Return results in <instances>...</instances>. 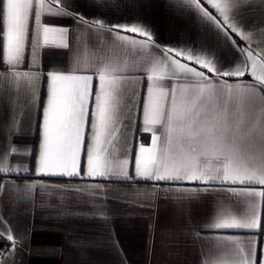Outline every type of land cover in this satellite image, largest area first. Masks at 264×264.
<instances>
[{
    "label": "crops",
    "instance_id": "1",
    "mask_svg": "<svg viewBox=\"0 0 264 264\" xmlns=\"http://www.w3.org/2000/svg\"><path fill=\"white\" fill-rule=\"evenodd\" d=\"M65 3L72 12L88 21L100 20L104 27L97 25L91 32L87 26L76 28L80 39L72 52L57 45L36 48L37 62L41 65L71 64L82 70L107 68L109 75L120 71L135 77L116 85L122 93L118 131L109 137L111 143L105 145L107 153H102L107 155L117 172L120 161L125 158L124 152L132 146L134 135L137 153L141 143L146 148L152 145L151 133L142 130V112L140 130H129L128 109L124 107L133 89L137 92L143 89L147 99V87L140 78L141 70L150 72L155 67V74L161 78L168 77L170 72L163 63L144 64L146 53L151 49L124 41L112 42L117 31L138 42L145 39L139 33L129 34L115 29V25L143 28L153 34L155 43L161 48L174 47L193 52L202 59L217 62L224 69H234L242 59L234 42L202 17L189 0H44L42 21L49 19L74 24L72 17H50L49 10L51 13L64 11ZM233 12L236 13L234 22L250 33V40L244 45L256 53L264 50V0H243ZM110 29H113L111 37L108 35ZM154 50L160 51L159 48ZM73 59L75 63H72ZM141 65H144L143 69ZM197 68L199 70V66ZM246 82L237 78L229 80L234 89ZM98 84L96 80V87ZM38 89L46 100V81L33 87L29 80L17 79L0 71V149L17 148L16 153L10 152L0 160V168L11 167L22 174L20 178L0 175V183L11 182L14 186L0 189V221L4 222L0 232L5 240L0 243V264H237V250L246 247V240L250 238L248 230L208 231L209 225L220 219L221 214L212 213V198L207 194L201 193L195 198L194 189L203 187L202 184L137 182L123 180L118 175L111 179L85 178L83 175L80 178L45 176L37 179L36 161H31L29 175L30 148L36 147L38 157L40 144L35 130L38 111L34 104ZM191 92L195 94L197 89L193 87ZM120 112L123 115H119ZM172 155L179 163L181 158L176 150ZM81 159L86 167V158L82 155ZM162 159L171 165L168 156ZM222 159L210 152L198 161L199 170L215 173L222 169ZM126 167L131 168V165ZM262 167L264 161L258 157L254 170ZM33 184L39 187L24 191L15 187ZM77 188L79 192L75 191ZM26 193L32 194L34 203L31 206L24 201ZM255 199L260 201L259 197ZM251 200L250 197H239L243 206L250 207ZM41 202L49 207H41ZM225 207L224 216L236 215L231 205ZM258 211L264 215V204L258 207ZM17 233L22 234V246ZM194 233L202 239L194 242ZM8 234L14 236V241L7 242ZM226 235L237 237L240 243L225 242L221 237ZM258 252L264 260V244L259 246Z\"/></svg>",
    "mask_w": 264,
    "mask_h": 264
},
{
    "label": "snow or ice",
    "instance_id": "2",
    "mask_svg": "<svg viewBox=\"0 0 264 264\" xmlns=\"http://www.w3.org/2000/svg\"><path fill=\"white\" fill-rule=\"evenodd\" d=\"M189 3L234 42L242 59L234 69H224L217 62L202 59L193 52L174 47L161 48L155 43L153 34L143 28L115 25V29L129 34L139 33L145 39L138 42L117 31L112 42L124 41L151 49L146 53L144 64L163 63L170 72L168 77L161 78L155 74V67L150 72L141 70L140 78L147 87V99L143 89L140 92L133 89L124 107L128 109L129 130H140L142 112V130L151 133L152 145L146 148L141 143L137 153L134 135L132 146L124 152L125 158L120 161L117 172L107 155L102 153H107L105 145L111 143L109 137L118 131L122 93L116 85L135 77L120 71L109 75L107 68L82 70L71 64L41 65L35 56L36 48L48 45L72 52L80 39L76 28L87 26L91 32L93 27L99 25L103 28L104 25L100 20L88 21L77 15L66 3L64 11L51 13L49 10L50 17H72L75 21L72 25L49 19L42 21L44 0H0V71L17 79L29 80L33 87L47 82V99L38 89L34 102L38 111L35 130L40 144L38 157L36 147L30 148L29 175L31 161H36L37 179L45 176L80 178L82 175L111 179L118 175L123 180L137 182L202 184L203 187L194 189L195 198L201 193L207 194L212 198V213L221 214V218L210 224L207 230H248L250 238L246 240V247L237 250V264H264L258 252L259 246L264 244V215L258 211V207L264 204V167L254 170L258 157L264 161V50L256 53L245 46L250 33L234 22L236 13L233 9H238L243 0H189ZM112 30H109V37ZM96 39L99 41L100 38ZM156 48L160 51H155ZM72 63H75L74 59ZM233 78L248 82L238 84L234 89L229 83ZM96 80L99 81L98 87ZM193 87L197 89L195 94L191 92ZM173 150L181 158L179 163L172 155ZM10 152L16 153L17 148L0 149V160ZM210 152L223 158L222 169L215 173L200 171L198 166V161ZM82 155L86 158V167ZM163 156L169 157L171 165L165 163ZM129 165L131 168L126 167ZM5 174L16 178L22 175L11 167L0 168V175ZM11 187H14L11 182L0 183V189ZM15 187L24 191L39 185ZM241 196L252 198L250 207L241 205ZM256 197L260 198L259 202ZM24 201L31 206L34 203L32 194L26 193ZM9 203H12L11 196ZM225 205H231L236 215L224 216ZM40 206L49 207L43 202ZM3 223L0 221V226ZM17 237L21 238L22 234L17 233ZM3 239L0 236V240ZM192 239L195 242L202 237L194 233ZM221 239L231 244L240 243L233 235ZM12 241L14 236L8 234L7 242Z\"/></svg>",
    "mask_w": 264,
    "mask_h": 264
},
{
    "label": "built area",
    "instance_id": "3",
    "mask_svg": "<svg viewBox=\"0 0 264 264\" xmlns=\"http://www.w3.org/2000/svg\"><path fill=\"white\" fill-rule=\"evenodd\" d=\"M0 236H2V237H3V235L1 234V232H0ZM3 241H5V240H4V239H3V240H0V243H1V242H3Z\"/></svg>",
    "mask_w": 264,
    "mask_h": 264
}]
</instances>
